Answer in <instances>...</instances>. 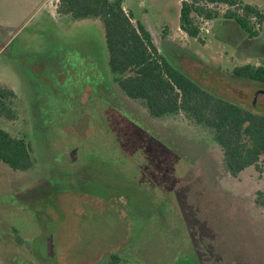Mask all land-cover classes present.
Here are the masks:
<instances>
[{
	"label": "rangeland",
	"instance_id": "1",
	"mask_svg": "<svg viewBox=\"0 0 264 264\" xmlns=\"http://www.w3.org/2000/svg\"><path fill=\"white\" fill-rule=\"evenodd\" d=\"M188 0H123L158 51L204 89L264 114V83L235 67L264 65V26L249 39L220 20L179 29ZM264 11V0H242ZM58 0H0V85L36 163H0V264H264V191L253 167L226 170L210 135L152 119L114 82L102 22L58 15ZM219 14L224 6L215 8ZM51 246L44 250L45 242Z\"/></svg>",
	"mask_w": 264,
	"mask_h": 264
},
{
	"label": "trees",
	"instance_id": "2",
	"mask_svg": "<svg viewBox=\"0 0 264 264\" xmlns=\"http://www.w3.org/2000/svg\"><path fill=\"white\" fill-rule=\"evenodd\" d=\"M214 5V8H209ZM226 6L222 15L234 20L249 39L259 36L256 25L264 26V11L241 0H188L179 10V29L196 39L201 23L195 15L212 20L216 7ZM58 15L73 19L98 18L102 22L108 54V67L114 82L128 99L140 104L155 120L181 118L201 128L222 152L223 163L232 177L249 167L262 172L264 160V114L254 113L204 89L171 65L158 51L149 31L133 22L123 0H58ZM256 19L255 22L252 20ZM232 74L252 82L264 83V65L235 67ZM15 94L0 85V118L17 119L12 106ZM0 163L14 172L32 169L36 160L30 144L0 128ZM255 203L264 210V191L256 193ZM108 264H121L111 256Z\"/></svg>",
	"mask_w": 264,
	"mask_h": 264
},
{
	"label": "flooded vegetation",
	"instance_id": "3",
	"mask_svg": "<svg viewBox=\"0 0 264 264\" xmlns=\"http://www.w3.org/2000/svg\"><path fill=\"white\" fill-rule=\"evenodd\" d=\"M242 1V0H241ZM243 2V1H242ZM225 7V11L228 9V7H226V6H224ZM209 8H214V5H210L209 6ZM225 11H223L222 12V14H219V16H217V17H215L214 19H212V20H206L203 16H199V15H195L194 16V20H195V23H197V21L199 22V23H201V22H204V23H206V24H210L213 20H220V22L222 23V25L223 26H232V27H234L235 29H237V30H240L241 31V33L244 35V36H246L245 35V33L242 31V29L238 26V24L234 21V20H232V19H227V18H224L222 15L224 14V12ZM253 22H255L256 21V19H253L252 20ZM247 37V36H246ZM248 38V37H247ZM256 83H260V82H256ZM51 246V243H50V241L48 240V241H46L45 242V248H44V250L45 251H47L48 250V248Z\"/></svg>",
	"mask_w": 264,
	"mask_h": 264
},
{
	"label": "crops",
	"instance_id": "4",
	"mask_svg": "<svg viewBox=\"0 0 264 264\" xmlns=\"http://www.w3.org/2000/svg\"><path fill=\"white\" fill-rule=\"evenodd\" d=\"M125 10V9H124Z\"/></svg>",
	"mask_w": 264,
	"mask_h": 264
}]
</instances>
